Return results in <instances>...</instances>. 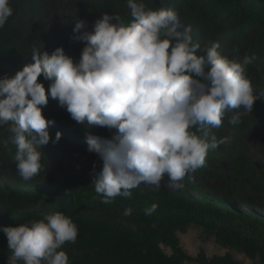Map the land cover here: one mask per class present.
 Returning <instances> with one entry per match:
<instances>
[{"label":"clouds","instance_id":"obj_1","mask_svg":"<svg viewBox=\"0 0 264 264\" xmlns=\"http://www.w3.org/2000/svg\"><path fill=\"white\" fill-rule=\"evenodd\" d=\"M126 3L128 23L108 13L92 30L85 20L74 21L72 39L84 44L78 59L63 46L51 53L33 47L31 63L0 77V128L12 136L24 181L44 167L41 147L62 137L57 131L53 139L49 131L55 124L43 111L49 98L77 124L115 130L111 137L85 133L87 151L103 161L91 184L105 204L130 198L142 183L158 186L165 175L170 186L182 188L184 177L223 143L212 130L222 126L226 112L232 110L233 125L241 109L251 112L258 97L246 66L253 57L230 59L218 43L201 47L189 28L180 30L174 10L153 9L144 0ZM13 12L11 0H0V28ZM41 76L50 82L47 88ZM0 230L11 253L7 264H69L63 246L78 236L75 222L58 211Z\"/></svg>","mask_w":264,"mask_h":264},{"label":"trees","instance_id":"obj_2","mask_svg":"<svg viewBox=\"0 0 264 264\" xmlns=\"http://www.w3.org/2000/svg\"><path fill=\"white\" fill-rule=\"evenodd\" d=\"M21 1L30 7L25 10L24 17L29 15L33 20L43 0ZM250 1L255 8L253 13H246L244 0H180L175 8L182 10L192 21L209 24L217 40L234 37L244 41L251 32L243 30L244 25L255 29L264 22V0ZM144 3L153 9H169L167 0H161L160 4H155L153 0ZM94 7L99 12L120 16L125 23L131 20L126 0H99ZM234 17H240L241 21L227 28L226 21ZM19 38L9 20L0 28V62L7 63L17 57ZM262 49L264 54V46ZM17 71L9 76H14ZM40 79L43 81L42 76ZM43 82L47 88L50 82ZM252 111L253 114L246 115L247 123L258 128L260 123H264V96L255 100ZM49 131L53 139L57 131L62 132V137L55 144L50 141L42 146L45 149H55L54 145L65 144L87 150L85 136L77 128L64 130L50 127ZM2 138L9 140L10 152L15 154L16 146L6 127L0 128ZM229 155L230 151L226 148L209 150L206 159L212 157L213 169L216 171L209 175L226 184L200 187L197 181H189L187 185L201 197L190 196L182 190L137 187L132 190L130 198L117 196L111 203L105 204L102 203L103 197L95 192L91 184L95 178L89 175L62 179V195L55 197L52 206L48 205V200L53 197L50 188H35L37 200L26 199L20 192L0 193V207L6 212V216L0 218V229L58 211L71 217L78 227L75 243L68 242L63 246L69 264H244L229 252L208 256L202 250L195 256L189 254L177 233H185L195 225L201 228L202 239L212 238L220 246L235 249L252 260L258 259L252 264H264V219L252 217L242 209L251 203L246 200V190L258 194L264 202V172L258 176L242 164H233L228 176L221 174L217 161ZM153 204L157 206L155 211L147 215L145 209ZM129 208L131 213L124 215L125 209ZM97 210L115 215L103 218L95 213ZM164 247H169L171 252L167 253ZM9 255L7 237L0 230V263L7 264Z\"/></svg>","mask_w":264,"mask_h":264},{"label":"rangeland","instance_id":"obj_3","mask_svg":"<svg viewBox=\"0 0 264 264\" xmlns=\"http://www.w3.org/2000/svg\"><path fill=\"white\" fill-rule=\"evenodd\" d=\"M99 0H43L37 9V15L31 20V16L24 17V12L29 5L21 0H11V6L14 9L13 15L9 18L10 23L18 32L19 53L17 57L11 58L7 63L0 62V75L11 74L22 69L26 64L31 63L32 48L47 50L49 53L56 47L63 46L65 51L79 58L84 46L83 42L73 40L74 21L83 19L86 21V30H92L97 19L102 18L105 13L95 9V3ZM180 0H167L169 9L174 10L181 21V31L184 28L190 29V35L201 47L212 43L219 44V51L222 55L230 59L242 61L245 56L253 57L252 62L246 66V73L253 87L254 96L260 100L264 96V22L252 29L250 25H244L243 30L251 31L248 38L240 41L237 38L230 40H217L214 38L212 27L204 22L190 20L182 10L175 8V4ZM246 13H253L255 8L251 6L250 0L243 2ZM30 13V12H29ZM28 13V14H29ZM240 17H234L227 20L225 26L230 28L239 24ZM44 115L55 121L50 127H57L64 130L77 128L82 131L81 135L85 136L86 132L95 135L111 137L115 130H109L105 127H88L84 124H77L71 119L70 114L62 108L57 100L49 98V103L43 109ZM241 118L238 124H230L229 118L233 114L228 110L223 119L222 126L213 129L219 143L217 148H226L230 155L220 158L218 170L221 174L228 176L233 164H242L254 174L260 176L264 172V123H260L258 128L252 127L247 123L246 115L253 114L240 110ZM264 120V119H263ZM55 149L41 147L44 153L40 173L31 180L24 181L19 175L14 160L15 154L10 152V142L6 138L0 139V193L10 194L20 192L26 199L37 200L34 194L35 188H50L53 197L48 200V205L55 204V197L62 195L63 185L61 180L70 176L89 175L96 178L103 168V161L95 153L81 149L78 146H68L65 144L54 145ZM231 156V157H230ZM212 157L206 159L205 164L195 172L189 173L181 181L182 188L170 186L168 177L161 180L160 184H144L138 187L141 189H165V190H182L186 194L194 197H201L197 191L191 189L187 184L191 180L198 182L200 187H220L226 184L225 181H217L213 176L216 171L213 169ZM247 201L250 205H244L243 211L252 217H261L264 219V202L258 194L245 191ZM245 201V202H247ZM247 204V203H245ZM97 215L103 218H110L115 213L105 210H97ZM6 216V212L0 207V218ZM201 228L193 225L187 232L179 231L178 237L185 250L191 255H197L202 250L208 256L223 255L231 253L233 257L244 264H252L258 259L252 260L244 253L235 249L225 248L215 242L214 239H202ZM167 253L171 250L164 247ZM1 264V263H0Z\"/></svg>","mask_w":264,"mask_h":264},{"label":"water","instance_id":"obj_4","mask_svg":"<svg viewBox=\"0 0 264 264\" xmlns=\"http://www.w3.org/2000/svg\"><path fill=\"white\" fill-rule=\"evenodd\" d=\"M146 0H144V2H145ZM153 2L155 3V4H160L161 3V0H153Z\"/></svg>","mask_w":264,"mask_h":264}]
</instances>
